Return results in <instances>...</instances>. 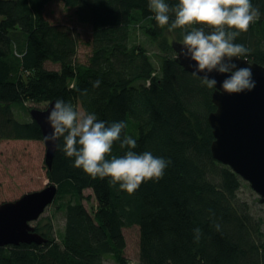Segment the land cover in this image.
<instances>
[{
    "label": "trees",
    "instance_id": "1",
    "mask_svg": "<svg viewBox=\"0 0 264 264\" xmlns=\"http://www.w3.org/2000/svg\"><path fill=\"white\" fill-rule=\"evenodd\" d=\"M55 1L71 11L70 20L48 18ZM148 2L0 0V140H42L30 115L39 107L30 104L63 99L108 124L125 121L134 151L171 161L162 179L129 194L57 150L47 175L58 187L53 203L64 229L57 237L51 220L37 224L46 241L0 246V264H104L109 256L129 264L124 229L132 226L140 231L135 264H264V219L239 195L244 179L211 149L215 88L201 86L172 46L191 26H159ZM251 2L261 18L236 43L264 65V0ZM126 151L116 142L112 154ZM92 197L96 205L87 208Z\"/></svg>",
    "mask_w": 264,
    "mask_h": 264
},
{
    "label": "clouds",
    "instance_id": "2",
    "mask_svg": "<svg viewBox=\"0 0 264 264\" xmlns=\"http://www.w3.org/2000/svg\"><path fill=\"white\" fill-rule=\"evenodd\" d=\"M148 8L154 13L157 24L169 26V31L191 26L183 35L177 55L194 62L189 65L193 69L191 74L201 86L213 89L219 83V90L229 94L256 87L251 66L240 67L234 62V58L240 59L249 53L243 44L236 43L237 37L261 18L259 7L251 0H178L174 6L166 0H149ZM195 25L208 26L211 30ZM213 72L225 78L218 82L210 75ZM100 83L96 80L93 87H99ZM81 94L87 95V89ZM46 123L52 131L44 135V141L74 158V167L94 178H110L112 186L119 184V190L129 194L145 181L162 179L171 163L149 151H134L137 142L124 134L125 121L108 124L99 120L95 113L83 112L63 99L55 101ZM116 142L121 149H127L123 155L112 154ZM216 228L219 230L220 225L216 224ZM194 234L198 241L201 229H194Z\"/></svg>",
    "mask_w": 264,
    "mask_h": 264
},
{
    "label": "water",
    "instance_id": "3",
    "mask_svg": "<svg viewBox=\"0 0 264 264\" xmlns=\"http://www.w3.org/2000/svg\"><path fill=\"white\" fill-rule=\"evenodd\" d=\"M182 40H173L176 54L181 49ZM177 61L192 73L189 60L177 55ZM240 67L252 68L256 87L251 91L229 94L219 90L220 84L212 93L216 109L208 115L213 129L214 140L211 145L213 155L219 161L229 165L260 195L264 202V65L246 57L234 58ZM203 75V73H201ZM217 81L225 77L213 72ZM56 100L46 108H32L30 115L42 130V137L52 130L46 123V117ZM45 162L52 168L56 149L46 143ZM58 187L49 183L41 190L24 193L14 201L0 204V246L19 245L21 243H44L46 239L37 231L33 222L38 220L45 209L53 203Z\"/></svg>",
    "mask_w": 264,
    "mask_h": 264
},
{
    "label": "rangeland",
    "instance_id": "4",
    "mask_svg": "<svg viewBox=\"0 0 264 264\" xmlns=\"http://www.w3.org/2000/svg\"><path fill=\"white\" fill-rule=\"evenodd\" d=\"M46 14L49 19L55 21H67L71 18V11L66 10L64 5L55 1L48 5ZM86 48L80 49L83 55ZM48 67L58 68L57 64L48 63ZM34 107L46 108L48 102L30 104ZM46 146L43 140H0V204L6 201H14L24 193L41 190L50 183L47 175L45 162ZM92 189H86L85 194H92ZM241 198L247 200L252 212L257 217L264 219V202L260 201V195L251 187L250 183L244 180L239 191ZM87 208L96 205V199L92 197L90 202L84 201ZM52 221L55 235L58 237L64 229L65 217L58 206L50 204L40 216L33 222V225ZM264 228V225H263ZM127 246L124 255L128 258L129 264L140 261V231L138 226L124 229ZM104 264H118L109 256Z\"/></svg>",
    "mask_w": 264,
    "mask_h": 264
}]
</instances>
